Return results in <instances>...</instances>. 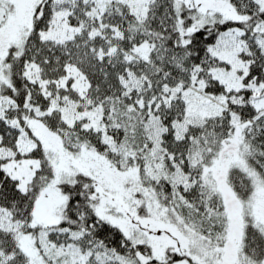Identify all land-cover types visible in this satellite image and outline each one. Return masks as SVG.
I'll use <instances>...</instances> for the list:
<instances>
[{
    "label": "snow or ice",
    "instance_id": "6c2138e0",
    "mask_svg": "<svg viewBox=\"0 0 264 264\" xmlns=\"http://www.w3.org/2000/svg\"><path fill=\"white\" fill-rule=\"evenodd\" d=\"M0 264H264V0H0Z\"/></svg>",
    "mask_w": 264,
    "mask_h": 264
}]
</instances>
